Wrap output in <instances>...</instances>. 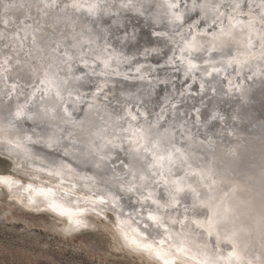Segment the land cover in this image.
I'll list each match as a JSON object with an SVG mask.
<instances>
[{"label": "clouds", "instance_id": "obj_1", "mask_svg": "<svg viewBox=\"0 0 264 264\" xmlns=\"http://www.w3.org/2000/svg\"><path fill=\"white\" fill-rule=\"evenodd\" d=\"M125 11L172 56L114 50L101 21ZM260 82L264 0H0V220L89 264H264V131L195 107Z\"/></svg>", "mask_w": 264, "mask_h": 264}, {"label": "bare ground", "instance_id": "obj_2", "mask_svg": "<svg viewBox=\"0 0 264 264\" xmlns=\"http://www.w3.org/2000/svg\"><path fill=\"white\" fill-rule=\"evenodd\" d=\"M197 15V14H194ZM132 19V21H130ZM126 20V21H125ZM139 20L141 22V26L145 28H149L145 24L144 17H139L134 11H125L120 16H108L105 15L101 21V26L105 27L109 31V40L111 41V47L116 51H123L125 54H129L136 51H141L145 48H161L163 44L167 43V47L162 49V52L160 53V63H163L164 59H168L172 56L173 52L175 51V45L171 44L170 42H167L162 37H156L153 41H150V39H146L144 37L143 28L140 26ZM113 21H116V23H113ZM111 25V27H109ZM204 26V22H201V27ZM155 27H161L160 25H153L152 28ZM215 27V26H213ZM115 30L117 33V38H113L111 35L112 31ZM211 32V29H209ZM142 37H144L142 39ZM141 38V40H140ZM116 41L117 43H115ZM131 41V43H135L138 41V43L135 46H132L128 49V51H125L127 49L128 43ZM119 43V45H118ZM217 43H222V38L217 40ZM117 44V45H116ZM125 48V49H124ZM242 59H247L246 54H241ZM152 63V62H151ZM153 65H156L158 63H152ZM162 70L158 69V75H160ZM172 75L175 76V83L180 82V85L182 86V90L180 93L187 87L189 83H191L190 80H185L183 72L177 71L173 73ZM226 83V81H225ZM161 86L165 89L168 88L169 92L172 91L171 85H164L161 84L157 87L156 92L158 93L159 89H161ZM199 89L198 84L192 85V91H197ZM227 91V89H225ZM176 95L179 97L180 93H178L176 90ZM253 95H257L256 99L253 101L252 105L244 108H238L237 103L234 102L232 105L226 106V111H232L233 109L239 111L240 113L244 114V117L246 120L249 121H258L257 127L262 122V113L264 109V82H260L256 85H253L251 88V91L247 93V97H252ZM237 97H222L220 99H217L215 94L208 93V98L204 99L203 97H199V101L203 100V104H197L195 107L200 108V114L201 119H203L202 112L205 113L208 111V108L211 107L213 104H217L221 107V103H224L223 105H226V101H231L232 99H236ZM181 103L177 105V113L183 114L184 118H191L195 119V112L193 110V107L190 108L187 106V104H190L192 102L191 98L188 100H184L183 97H181ZM188 102V103H187ZM210 103V105H209ZM253 147H261L264 148V144H260L258 141H253Z\"/></svg>", "mask_w": 264, "mask_h": 264}, {"label": "rangeland", "instance_id": "obj_3", "mask_svg": "<svg viewBox=\"0 0 264 264\" xmlns=\"http://www.w3.org/2000/svg\"><path fill=\"white\" fill-rule=\"evenodd\" d=\"M0 167L7 164L0 161ZM26 223L23 216L0 220V264H89V256L78 251V245L21 233Z\"/></svg>", "mask_w": 264, "mask_h": 264}, {"label": "water", "instance_id": "obj_4", "mask_svg": "<svg viewBox=\"0 0 264 264\" xmlns=\"http://www.w3.org/2000/svg\"><path fill=\"white\" fill-rule=\"evenodd\" d=\"M137 21H139V20H137ZM136 23H139L140 24V26H141V22L139 21V22H136ZM143 26V25H142ZM141 26V27H142ZM143 28V33H144V37L147 39H150V41H153L154 40V38H156L157 36L155 35V32L156 31H159L160 30V28L158 27H155V28H145V27H142ZM144 37H142V39L144 38ZM140 40H141V38H140ZM115 43H117L116 41H114ZM138 43V41L137 42H135V43H131V41L128 43L129 45L127 46V49L125 50V51H128V49L130 48V47H132V46H135L136 44ZM117 45V44H116ZM118 45H119V43H118ZM125 49V48H124ZM131 49V48H130ZM160 59H151V62L152 63H160ZM175 90L178 92V93H180V91L182 90V86L180 85V82H177V83H175ZM170 93V92H169ZM161 98H163L164 97V95H165V93H164V88L161 86V89H159V91H158V93H157ZM256 96L257 95H253L252 97H247V98H241V97H237L236 99H232L231 101H226L225 102V104L226 105H223L224 103H221V108H226L227 109V107L226 106H229V105H232V103H234V102H236L237 103V106H238V108H244V107H248V106H250V105H252V103H253V101L256 99ZM199 97H197L196 98V101L197 102H195V105H197V104H200L198 101H199V99H198ZM188 103V102H187ZM193 101L190 103V104H187V106L188 107H190V108H192L193 107ZM209 105H210V103H209ZM202 115H204V113L202 112ZM258 128H260L262 131H264V109H263V113H262V122L259 124V126H258ZM5 162V161H4ZM6 164H7V166H9L8 165V162H5Z\"/></svg>", "mask_w": 264, "mask_h": 264}]
</instances>
